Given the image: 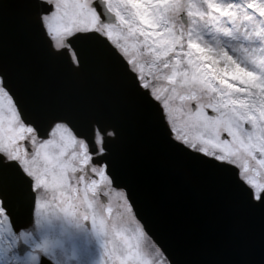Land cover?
<instances>
[{"label": "snow or ice", "instance_id": "obj_1", "mask_svg": "<svg viewBox=\"0 0 264 264\" xmlns=\"http://www.w3.org/2000/svg\"><path fill=\"white\" fill-rule=\"evenodd\" d=\"M71 74L119 70L185 155L232 170L264 208V0H24ZM118 131L72 104L26 102L0 32V264H174L116 184Z\"/></svg>", "mask_w": 264, "mask_h": 264}, {"label": "water", "instance_id": "obj_2", "mask_svg": "<svg viewBox=\"0 0 264 264\" xmlns=\"http://www.w3.org/2000/svg\"><path fill=\"white\" fill-rule=\"evenodd\" d=\"M0 32L26 102L90 109L118 131L109 154L113 177L174 264H264V208L248 203L232 170L175 146L111 61L93 53L83 73H69L47 55L24 0H0Z\"/></svg>", "mask_w": 264, "mask_h": 264}, {"label": "bare ground", "instance_id": "obj_3", "mask_svg": "<svg viewBox=\"0 0 264 264\" xmlns=\"http://www.w3.org/2000/svg\"><path fill=\"white\" fill-rule=\"evenodd\" d=\"M14 4H15V2H14Z\"/></svg>", "mask_w": 264, "mask_h": 264}]
</instances>
